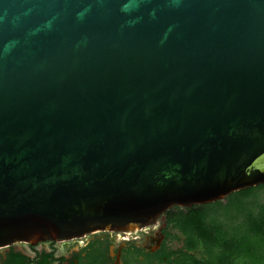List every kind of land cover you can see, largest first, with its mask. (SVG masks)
<instances>
[{
  "label": "water",
  "instance_id": "water-1",
  "mask_svg": "<svg viewBox=\"0 0 264 264\" xmlns=\"http://www.w3.org/2000/svg\"><path fill=\"white\" fill-rule=\"evenodd\" d=\"M260 184L264 0H0V248Z\"/></svg>",
  "mask_w": 264,
  "mask_h": 264
},
{
  "label": "trees",
  "instance_id": "trees-1",
  "mask_svg": "<svg viewBox=\"0 0 264 264\" xmlns=\"http://www.w3.org/2000/svg\"><path fill=\"white\" fill-rule=\"evenodd\" d=\"M164 217L161 247L138 249V264H264V184Z\"/></svg>",
  "mask_w": 264,
  "mask_h": 264
},
{
  "label": "flooded vegetation",
  "instance_id": "flooded-vegetation-1",
  "mask_svg": "<svg viewBox=\"0 0 264 264\" xmlns=\"http://www.w3.org/2000/svg\"><path fill=\"white\" fill-rule=\"evenodd\" d=\"M156 227L154 237L148 236L152 232L150 226L134 233L97 232L83 239L17 243L0 248V264H138V260H143L138 249L154 253L161 247L165 238L164 215ZM138 235L148 239L141 243Z\"/></svg>",
  "mask_w": 264,
  "mask_h": 264
},
{
  "label": "rangeland",
  "instance_id": "rangeland-1",
  "mask_svg": "<svg viewBox=\"0 0 264 264\" xmlns=\"http://www.w3.org/2000/svg\"><path fill=\"white\" fill-rule=\"evenodd\" d=\"M161 221V220H160ZM159 221V222H160ZM156 225H157V223L155 224V225H153V226H151V230H152V232L151 233H147L148 234V236L150 235V236H152V237H154L155 236V232H157V228L158 227H156ZM148 229H150V228H148ZM146 231H147V229H146ZM138 241L140 242L141 241V243H142V240H143V242L145 243L146 242V240L148 239L147 237H144V236H141V235H138ZM177 245L174 243L173 245H172V247H176Z\"/></svg>",
  "mask_w": 264,
  "mask_h": 264
}]
</instances>
